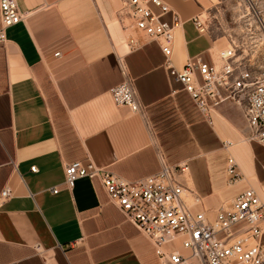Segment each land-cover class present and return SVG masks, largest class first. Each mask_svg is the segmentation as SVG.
Here are the masks:
<instances>
[{
  "label": "crops",
  "instance_id": "1",
  "mask_svg": "<svg viewBox=\"0 0 264 264\" xmlns=\"http://www.w3.org/2000/svg\"><path fill=\"white\" fill-rule=\"evenodd\" d=\"M162 1L181 20L171 66L180 69L196 56L219 66L220 40L211 31L199 34L192 21L207 0ZM123 2L17 0L25 16L0 43V190L12 191L0 207V264H159L151 242L108 201L99 181L64 187L63 167L73 161L128 180L156 173L159 152L170 165L186 161V184L201 199L192 212L210 218L248 188L264 195V146L248 138L241 107L226 99L202 116L156 42L128 50L118 22ZM117 55L142 113L111 98L122 81ZM228 156L241 175L233 184ZM35 245L44 261L33 254Z\"/></svg>",
  "mask_w": 264,
  "mask_h": 264
},
{
  "label": "built area",
  "instance_id": "2",
  "mask_svg": "<svg viewBox=\"0 0 264 264\" xmlns=\"http://www.w3.org/2000/svg\"><path fill=\"white\" fill-rule=\"evenodd\" d=\"M17 0H0V43L4 30L23 20ZM199 34L208 32L201 15L192 19ZM118 22L127 32V48L137 49L142 42H156L165 58V66L187 94L198 112L206 117L221 101L239 105L249 130L248 138L264 146V65L249 67L237 61L236 46L216 55L219 66L205 63L200 56L187 59L180 69L170 64L174 30L181 25L178 14L162 0H124ZM264 42V32L261 35ZM59 53H56L57 56ZM122 81L110 89L116 106L142 113L134 80L123 57L117 55ZM159 170L149 176L128 180L90 163L73 161L63 167V185L71 191L77 180H97L108 201L154 248L159 264H264V195L248 188L237 194L229 207L219 209L210 218L204 212H192L200 197L186 184V161L170 165L158 153ZM264 170V167H263ZM36 172V168H31ZM227 183L241 179L235 160L226 161ZM57 193V187L51 189ZM12 197L8 187L0 190V207ZM179 243L189 254H182ZM34 249L42 252L40 245Z\"/></svg>",
  "mask_w": 264,
  "mask_h": 264
},
{
  "label": "rangeland",
  "instance_id": "3",
  "mask_svg": "<svg viewBox=\"0 0 264 264\" xmlns=\"http://www.w3.org/2000/svg\"><path fill=\"white\" fill-rule=\"evenodd\" d=\"M201 18L208 31L221 42L216 54L228 49L232 42L236 46L237 61H246L249 67L264 65V42H261L264 0H207ZM247 134L249 136L248 128ZM33 254L44 261L43 252L34 249ZM182 254L189 252L184 250Z\"/></svg>",
  "mask_w": 264,
  "mask_h": 264
}]
</instances>
